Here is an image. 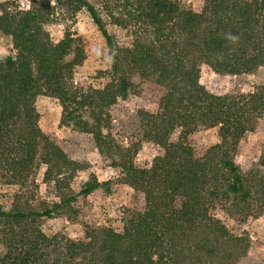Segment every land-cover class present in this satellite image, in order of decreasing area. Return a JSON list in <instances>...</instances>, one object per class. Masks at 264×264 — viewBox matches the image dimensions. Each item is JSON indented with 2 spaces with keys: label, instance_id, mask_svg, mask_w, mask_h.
I'll use <instances>...</instances> for the list:
<instances>
[{
  "label": "trees",
  "instance_id": "trees-1",
  "mask_svg": "<svg viewBox=\"0 0 264 264\" xmlns=\"http://www.w3.org/2000/svg\"><path fill=\"white\" fill-rule=\"evenodd\" d=\"M28 10L0 4V34L14 56L0 59V183L17 188L9 211L0 206V264H237L248 241L235 236L214 212L245 219L264 213V161L243 171L234 161L240 141L264 128V83L246 94L217 96L199 83L202 64L221 75L264 69V0H203L200 10L181 0H66L84 10L103 37L110 60L101 89L74 86L84 60L70 33L54 42L46 27L56 15L49 0ZM126 30L119 47L106 29ZM148 98L139 110L142 141L162 149L144 168L136 149L117 144L110 110L129 96ZM59 102V125L89 135L119 179L142 197L123 212L120 232L85 227L83 237L48 236L43 219L68 217L72 204L110 182L94 177L79 192L71 181L80 166L39 126L35 102ZM216 129L219 143L196 152L190 137ZM52 184L58 202H37L36 174Z\"/></svg>",
  "mask_w": 264,
  "mask_h": 264
},
{
  "label": "rangeland",
  "instance_id": "rangeland-1",
  "mask_svg": "<svg viewBox=\"0 0 264 264\" xmlns=\"http://www.w3.org/2000/svg\"><path fill=\"white\" fill-rule=\"evenodd\" d=\"M7 1L14 2V6L20 10H28L30 7L29 0H0V4ZM49 1L52 6H56L54 20L46 27L51 39L58 42L65 34L70 33L74 39V48L80 47L84 52L82 64L73 71V85L101 89L107 79L104 73L110 69L108 50L103 37L87 12H74L73 7L67 3L63 5L66 0ZM87 1L97 7L96 0ZM181 4L186 9L198 11L203 5V0H181ZM105 22L108 33L113 36L117 45L128 47L131 39L127 31L110 24L106 19ZM6 56H14L12 44L9 38L0 34V59ZM199 83L217 96L246 94L264 83V69H259L252 75L232 76L215 73L202 64ZM35 107L40 116L41 131L61 147L70 160L80 166V171L70 183L72 191L79 192L91 177L100 183L110 182L109 192L99 189L87 197L78 198L72 204L73 212L68 217L43 219L44 233L48 236L63 234L76 241L83 237L85 227H110L120 232L124 210L139 208L142 205V197L122 183L118 172L99 154L89 135L59 125L61 107L57 100L40 96L36 99ZM155 107L148 98L132 95L119 101L110 110V133L117 144L131 146L137 150L134 162L139 168L149 166L155 157L162 155V149L142 141V128L137 116L139 110L153 112ZM190 143L197 153L214 146L219 143L217 130L197 132L190 137ZM234 161L243 171L248 170L253 162L264 161V128L247 134L240 141ZM43 174L44 168L41 167L36 174L38 191L34 208L37 210L39 204L51 206L52 203L58 202L53 185L43 182ZM16 194V187L0 183V206L5 211L12 208ZM214 214L231 234L242 236L248 241L247 254L237 264H264V213L241 219L227 215L217 207Z\"/></svg>",
  "mask_w": 264,
  "mask_h": 264
}]
</instances>
